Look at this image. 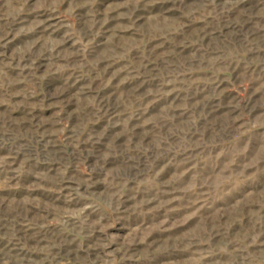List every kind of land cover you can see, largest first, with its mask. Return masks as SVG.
Wrapping results in <instances>:
<instances>
[{
	"label": "rangeland",
	"instance_id": "374dc122",
	"mask_svg": "<svg viewBox=\"0 0 264 264\" xmlns=\"http://www.w3.org/2000/svg\"><path fill=\"white\" fill-rule=\"evenodd\" d=\"M0 264H264V0H0Z\"/></svg>",
	"mask_w": 264,
	"mask_h": 264
}]
</instances>
